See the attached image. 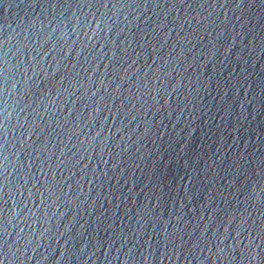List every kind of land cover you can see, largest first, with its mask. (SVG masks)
Instances as JSON below:
<instances>
[{"label": "water", "instance_id": "obj_1", "mask_svg": "<svg viewBox=\"0 0 264 264\" xmlns=\"http://www.w3.org/2000/svg\"><path fill=\"white\" fill-rule=\"evenodd\" d=\"M0 264H264V0H0Z\"/></svg>", "mask_w": 264, "mask_h": 264}]
</instances>
